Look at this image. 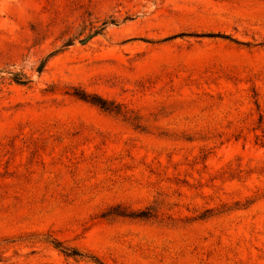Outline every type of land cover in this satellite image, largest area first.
<instances>
[{
    "label": "rangeland",
    "instance_id": "374dc122",
    "mask_svg": "<svg viewBox=\"0 0 264 264\" xmlns=\"http://www.w3.org/2000/svg\"><path fill=\"white\" fill-rule=\"evenodd\" d=\"M94 260L264 264V0H0V264Z\"/></svg>",
    "mask_w": 264,
    "mask_h": 264
},
{
    "label": "trees",
    "instance_id": "16d2710c",
    "mask_svg": "<svg viewBox=\"0 0 264 264\" xmlns=\"http://www.w3.org/2000/svg\"><path fill=\"white\" fill-rule=\"evenodd\" d=\"M106 24H107V22H103L99 28H91L89 34L86 36V38L84 40H86L88 38H92L93 36L100 34L104 30ZM210 36H212V37L217 36V37H221L224 39H229L227 36H220V35H210ZM84 40H81V41H84ZM69 45H71V40L66 42L63 45V47H66ZM17 83H24V82H21L20 80H18ZM72 95L74 97H76L77 99L85 101L87 103H90L94 106H97L98 108H100L104 111L113 113L115 115L122 116L125 120H129V118L127 116L128 115L127 111L123 110L121 107L114 104L113 102H110V101L103 99L100 96L87 94L86 92L77 91V90H75ZM138 127H139V125L136 124V128H138ZM113 216L114 217L130 218V219H149L152 217V213H151L150 208L143 210V211L127 212L124 209L120 210L119 207H116L113 209H109V211H107L106 213H104L102 215V217H106V218L107 217H113ZM51 244L56 249H60V251L67 257H73V258L83 257L78 251H76L74 249L63 248L60 243L51 242ZM94 261L96 264H102L98 260H94Z\"/></svg>",
    "mask_w": 264,
    "mask_h": 264
}]
</instances>
